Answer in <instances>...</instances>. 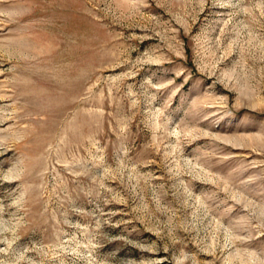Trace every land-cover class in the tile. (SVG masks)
Listing matches in <instances>:
<instances>
[{
  "label": "rangeland",
  "instance_id": "1",
  "mask_svg": "<svg viewBox=\"0 0 264 264\" xmlns=\"http://www.w3.org/2000/svg\"><path fill=\"white\" fill-rule=\"evenodd\" d=\"M0 264H264V0H0Z\"/></svg>",
  "mask_w": 264,
  "mask_h": 264
}]
</instances>
